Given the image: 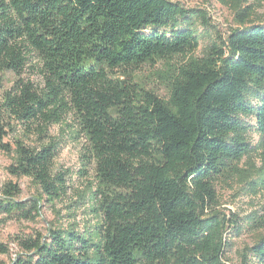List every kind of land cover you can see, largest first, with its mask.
<instances>
[{
	"label": "trees",
	"instance_id": "obj_1",
	"mask_svg": "<svg viewBox=\"0 0 264 264\" xmlns=\"http://www.w3.org/2000/svg\"><path fill=\"white\" fill-rule=\"evenodd\" d=\"M205 15L167 0H0V152L11 123L37 144L19 145L8 168L56 197L59 142L51 127L73 121L99 187L92 233L55 229L23 244L14 264H222L224 220L214 213V177L251 151L254 121L264 161V26L217 36L200 58ZM180 59L168 103L116 79L121 70ZM36 69L39 84L24 75ZM264 190V185H263ZM17 184L0 187V230L33 220ZM264 264V239L248 251ZM247 256H243V264Z\"/></svg>",
	"mask_w": 264,
	"mask_h": 264
},
{
	"label": "rangeland",
	"instance_id": "obj_2",
	"mask_svg": "<svg viewBox=\"0 0 264 264\" xmlns=\"http://www.w3.org/2000/svg\"><path fill=\"white\" fill-rule=\"evenodd\" d=\"M186 10H194L205 15L208 25H197L200 45L194 57L200 58L206 47L217 36L225 39L228 33L237 28L251 25L264 26V0H167ZM180 59L157 61L137 69L121 70L114 74L116 79L136 86L139 91L149 92L168 103L171 82L176 78ZM36 69H29L24 75L36 85L39 79ZM14 77L10 74L0 76V101ZM246 140L251 147L248 155L240 161H230L214 177L213 189L215 203L213 211L224 220V239L226 247L222 264H255L248 251L264 239V161L260 149V136L255 132L252 119ZM6 129L3 142L9 152H0V187L5 183L17 184L20 188V201H33L38 205V214L33 220H7L0 230V264H14L27 260L33 255L23 246L25 241L41 239L49 241L50 231L60 229L87 234L95 231L101 223L100 216L93 211L92 193L99 187L94 177V169L84 158L85 139L78 134L71 120L50 128L48 135L59 142V151L53 162V173L63 179L62 190L58 196L50 197L43 193L33 180L14 177L8 168L17 160L19 145H36L34 136L13 123Z\"/></svg>",
	"mask_w": 264,
	"mask_h": 264
}]
</instances>
